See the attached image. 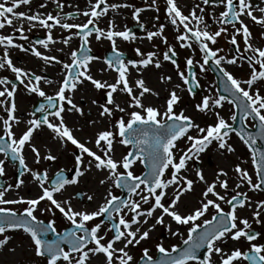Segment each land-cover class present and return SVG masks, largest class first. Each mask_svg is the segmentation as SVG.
<instances>
[{"label": "snow or ice", "instance_id": "6c2138e0", "mask_svg": "<svg viewBox=\"0 0 264 264\" xmlns=\"http://www.w3.org/2000/svg\"><path fill=\"white\" fill-rule=\"evenodd\" d=\"M53 2L57 8L56 15L16 10L21 5H29L31 0L0 2V29L12 27L13 33H18L19 38L25 41L28 37L24 34V21L31 27L39 24L47 30L44 39L36 40L29 47L15 43L14 35L0 34V46L3 47L0 69H10L15 75V80L19 81L26 92L42 97L45 101L34 112L29 113L30 118L22 121L15 115L17 84L7 77L0 78V86H3L0 88V106H3L6 113V118L0 117L3 131V135H0V153L4 156V159H0V177L5 175L6 161L17 162L19 169L14 184L0 185V205H26L22 211L0 206V249L6 247L12 239L7 233L21 232L29 239L31 252L35 257L42 258L45 264H93V260L96 264H133L134 258L128 251L129 247L149 239L150 233L157 225H163L171 235H181L184 246L173 245L169 250L162 243L156 244L155 247L161 254L159 259H154L149 254V249L143 248L140 257L142 264H192V262L213 264L214 254L219 257L218 264H239L240 261L264 264V244L254 242L260 233H253L249 220L237 215L238 208L253 206L247 192L236 191L228 197L229 177L223 168L218 169L212 181L205 178L201 169L195 170L196 180L185 174L188 162L198 159L214 142L217 150L233 153L235 149L228 142L230 133H233L248 149L256 176L254 183L248 170L242 168L239 163L236 164L235 188L240 189L246 185L252 191H264V148L256 146L258 139L264 140V94L256 87L257 84L264 83V47L253 45L252 33L244 19L248 18L264 28V7L257 9L252 0H202L203 5L223 6L219 15L214 17V23L219 27L215 31H210L203 15L205 8L200 4L185 14L177 0H166L165 18L176 29L175 39L180 47L191 49L193 44H196L202 55V63L199 61L195 63L199 64L201 72L206 70L205 65L211 61L226 81L224 92L228 93L227 95L218 93L215 96L205 95L195 105L197 111L206 114L211 112L216 118L214 124L202 127L192 117L185 115L183 109L175 111L181 100L177 92L180 85H175L168 91L165 103L161 107L145 105L143 98L146 94L159 96V93L147 86L143 76L130 82V72L135 70L140 73L149 66L159 69L162 66L160 54L156 51L144 53L140 48H136L134 51L138 58L125 60L124 53L117 48V38L124 41L135 40L137 38L135 34L126 26L119 30L114 19L108 21L106 29L97 26L99 19L106 15L109 9L116 10L132 5L109 4L107 0L94 2L89 0V9L82 13L87 17L86 22L68 23L67 20L74 14L62 13L64 7L62 0ZM156 4L157 0H151L149 7L159 11ZM45 6L44 3L39 5L40 8ZM142 11L143 9L139 7L132 11V17L137 22L140 21ZM256 11H259V16L255 14ZM155 19L158 20L159 17ZM14 21L19 22V26H16ZM57 26L66 31L75 29L60 40L64 45H68L73 37H78L82 41L79 48L70 51V62L61 61L54 55H46L36 47L40 45L44 49H49L50 45L55 44L57 41L52 35V29ZM228 26L232 28L231 34L228 33ZM140 27L143 29L145 26L140 23ZM164 29L165 25L159 24L154 31L146 32V38L149 41L159 38L165 44L166 50L162 53V60L177 67L178 75L183 84L188 85L187 91L192 94L194 87H199L196 73L193 71L194 60L191 56L186 59L187 75L179 70L175 59L178 53L174 46L168 43ZM222 34L234 46L236 54L231 57L219 55L223 49L210 46L215 45ZM93 35L97 41L106 39L111 44L112 55L103 59L106 68L101 71L112 70L117 74L112 83L96 79L90 73L91 62L101 59L89 54V38ZM237 35L242 37L243 53ZM11 48L25 53L30 51L32 55L42 59L45 65L52 62L62 65L63 79L58 82L54 96L47 95L41 87L42 82L51 84L53 81L14 65L10 57ZM244 60H247L251 69L249 77L245 80L236 78L224 67L225 64L234 65ZM159 79L163 83L171 81L170 76L163 74ZM85 82H90L97 91L105 90L103 103L95 99L91 101L98 109V119L88 120L87 124L95 125L99 119H107L109 127L97 131L94 139L90 137L82 141L73 134L74 129L67 125L64 114L67 112L85 116L84 109L73 99L75 91ZM117 92L129 97L126 102L127 109L134 110L127 111L116 100L114 94ZM224 102L236 109L229 119L235 122L239 116V128L234 127L233 123L215 111L222 107ZM90 111L89 109V114ZM117 112L123 115L117 117ZM36 113L42 115L38 117ZM21 123H24L25 128L17 135L13 125L19 126ZM44 127L52 134L53 141H58L62 146L71 143L75 147L76 151L72 153L74 173L70 178L65 176L63 168L58 169L53 178L49 176L47 168L39 170L29 166L25 156L26 147L33 154L35 164L58 160V156L54 155L50 148H46L42 154L32 142L34 133ZM249 128H254L255 132L248 131ZM76 130L80 131L82 128ZM191 131H195L196 135H191ZM181 139L186 140V147L177 148V142ZM114 142L129 147L126 154L119 159L114 157ZM89 143L94 145L95 151L88 147ZM137 162L145 166V172L141 175H136L132 171L133 165ZM93 169L106 173L98 183L101 186L107 185L103 202L94 210L76 208L72 203L75 196L85 195L87 201L91 202L94 198L91 194L78 192L75 196L56 198V195L66 191L68 186L79 184L81 178ZM25 174L31 177V181L39 188V193L34 197L18 195L17 198L6 199V194L10 190L15 189L19 192L25 186V180L22 179ZM197 181L203 183L204 188L199 193L196 204L186 211H181L182 198L194 191ZM113 187L126 191L127 198L115 195ZM169 188L172 189L171 194L166 191ZM217 188L223 191H217ZM45 201L47 203L41 208V203ZM221 202L229 206L227 212L221 206ZM210 208L215 210V214L211 219H204L202 224L198 223ZM38 211L48 213L52 217H55L58 211L71 227L58 232L56 220L50 218L45 222L36 215ZM262 213L264 200L255 202V210L252 212L257 224L261 223ZM165 217L170 219V223L165 224ZM97 218H100L99 222H96ZM172 223L187 226L186 239L179 232V227L172 231ZM109 232L112 235L106 239ZM241 238L249 243L248 250L242 251L235 247L226 252L221 247L229 239L239 241ZM117 243L122 246L116 247ZM200 249L206 250L203 258L197 255ZM8 251L15 252L16 249L9 248Z\"/></svg>", "mask_w": 264, "mask_h": 264}, {"label": "rangeland", "instance_id": "374dc122", "mask_svg": "<svg viewBox=\"0 0 264 264\" xmlns=\"http://www.w3.org/2000/svg\"><path fill=\"white\" fill-rule=\"evenodd\" d=\"M114 1H116V3L123 5V4H127L126 1H128V0H123V1L122 0H114ZM145 1L146 2L143 3V5L141 7L143 9V11L140 13V21L139 22H137L136 20L133 19L132 14L130 12V9L128 7H122L121 8L122 10L120 12H118V11L116 12V10L109 9L108 13L99 19V21L97 22V25L101 28L106 29L108 21L114 19L116 27L119 30H123V28L125 26L128 29H130L133 26H140V23H143L145 27L143 28L142 32L141 33H134V34L136 37L139 36L140 40H144V41L148 40L146 38V32L147 31H154L155 27L157 25L164 24V22L167 20L165 18V16H166V13H165L166 0H157L156 7L159 8V11H156L154 8L149 7V5L151 4V0H145ZM187 1L189 2L188 6L186 7L187 13L193 7H195L197 4H200V0H187ZM107 3L112 4L114 2H112V0H107ZM146 8L149 9V11H151L150 17H148L146 15L147 14ZM133 10H134V8L132 9V11ZM155 17H159V19L156 20ZM173 31H175L174 36H171L169 39H167V41L169 44L173 45L175 50L177 51L178 55L176 57L178 59L179 70L184 71L186 75L188 74L187 69H186V59L189 56H191L193 58L194 68L196 70V73H198L197 74V80H198L200 88H201V91L199 92V94H196V95L190 94L187 91L188 85H184L183 81L181 80L180 76L178 75L177 67L175 65H173L171 62L162 60V53H163V51L166 50V47H165V44L162 43V41L159 38H157L159 43H152L151 42V45H149V46L146 44H144V45L141 44L139 46V48L144 53H147L149 51H156V52H158V54H160L161 63L164 66L165 74H168V76L171 77L170 82H167V83L161 82L162 84L170 85V87L168 88V91L171 90L172 88H174L175 85L181 86L180 89H177L178 94L181 96V100H180L179 104L176 106L175 111L179 112L181 109H183L185 115L192 117V119L202 127L206 126L207 124H214L215 119H216L215 115L211 112H209L207 114L199 112L195 109V105L200 102V100L202 99L203 96H205V95L215 96L218 93V87H217V83L215 81V78L210 73L206 72V70H207L206 65H205L206 70L204 72H201L199 64L195 63L196 61H199L202 63V55L199 52L198 46L196 44H193L191 49L190 48H181L179 45V42H177L175 39L177 31L174 28H173ZM140 40H139V42H140ZM227 41H228V39L226 40V37L224 36L222 38V42L226 45ZM91 42H92V45H94V47L92 46V49L96 52L95 53L96 56L101 58L99 60L92 61V65H93L92 71L96 75L103 76L102 75L103 71H101V70H102V67H106L105 64L103 63V59L106 58L105 55L108 52L103 51L102 48L110 51V47L108 45V44H110V42L105 41L104 39L97 41L95 38H91L90 43ZM119 44H121V49H119V50L122 53L123 52L126 53L130 59H137L138 58L135 54V51H134V49H136V46L134 43L132 44L131 40L124 41L122 39V41H119ZM216 48H221V45L218 44V46ZM72 49H75V47L73 46V48H70V51ZM193 49H195V51H193ZM226 54H227L226 56H228V57H231L233 55L232 50L229 47V45H227ZM224 67L229 72H231L236 78L241 79V80L247 79L249 77L250 72H251L249 64H246L243 61H239L237 64H234V65H228L227 64V65H224ZM148 69H151V68L148 67ZM146 70H147V68H146ZM112 74H113V79H114L113 82H114L117 74L114 71H112ZM130 74H131V76H133L132 80L137 75V74H135L134 70H132L130 72ZM147 86L150 87L151 85L147 84ZM256 87H259L261 94H264V83L257 84ZM168 91H167L165 96L168 95ZM115 95L117 97H121V96L124 97L123 103H124V105H126L125 108L127 109L126 102L128 101L129 97H126L123 93H120V92L115 93ZM143 103L145 105H153L154 106V103L152 102V100L149 97L143 98ZM92 110L94 112L92 119H94V118L98 119V116H97L98 109L96 107L95 108L93 107ZM132 110H134V109H127V111H132ZM215 111L219 112L220 115L223 116L230 123H234L229 119L232 112L235 111V109L233 108L232 105L228 104L227 102H224L223 106L215 109ZM121 115H123V114L119 113V112L116 113L117 117H119ZM125 119H127V117H125ZM103 124H104L103 129L109 127V122L107 119H99V122L96 125V127H94L93 130L91 129L93 131V135L99 130L98 127L100 125H103ZM190 134L196 135V132L191 131ZM233 141L238 142L242 146H245L239 140V138L236 137L235 134L230 133V139L228 142L232 145ZM114 145L116 146L115 149H117L120 152L117 155L118 159L122 155L126 154V152L129 150V147H125L123 145H120L118 142H114ZM62 147L63 148H60L59 154L57 155L58 156L57 161H55V162L42 161L40 164L34 163L33 154L31 153V151H29L28 155H29L30 160H31V163L29 164V166L34 168V169H39V170H43V169L47 168L49 171H53V170L55 171V170H58L60 168L73 170L74 169V158H73V156L69 155V153H67L68 150H66L65 146H62ZM67 147H70V146L67 145ZM88 147L92 148L94 151L96 150L94 148V145L91 143L88 144ZM184 147H186V140L185 139H181L179 142H177V148H184ZM234 149H235V147H234ZM244 150L246 151V156L242 155L241 153L236 152V149L233 153H227L226 151L222 152V151L217 150V146L214 142L212 145L209 146L208 149L205 150V152L200 154V157L198 159H193V160H190L188 162L187 171L185 174L189 178L196 180L197 178L195 176V170L201 169L203 171V174L205 175V178L208 181H212L214 179L215 174L218 171V169L223 168L228 173V177H229V179H228V184H229L228 197L235 194L236 191H241V192H247V195L251 198V201L253 202V206H252V208H248V209L246 207L247 210H246L245 218H247L249 220V222L251 224V229H255V230L259 229L260 231L263 232V235L261 236V238H259L258 243L261 242L262 244H264V213L261 214V217H260L261 223H259V224H257L252 217V212L255 210V202L260 201V200H264V193H262L260 191H252V190L248 189L246 185L242 186L240 189L235 188V184L237 181H236V174L234 172V167L238 163L241 165L242 168H245L248 170L249 174L252 175L253 182L254 183L256 182L255 171H254V168L251 164V157H250L249 151L246 148V146H245ZM43 153H44V151H42V154ZM63 155H64V157H62L63 159H61V156H63ZM224 155H227L230 158L227 159V158H225L226 156L224 157ZM65 157H67L68 159H65ZM50 164L52 165V167ZM196 164H198L197 167H196ZM133 168L136 169V172H137L136 175H141L142 173L145 172L144 165L140 164L138 162L133 165ZM13 170H14V168H12V167H10V169L9 168L7 169L5 167V175H7V177H8L5 186L9 183H12V184L15 183V180L13 179V177H11V178L9 177L13 173ZM102 173L103 172L100 173V172H97L96 170L93 169V171L88 173L84 177V179L81 180V182H83L85 180V178L88 176L91 179L92 183H96L102 177V175H105V173H103V174ZM168 174L169 173L166 171V175H168ZM223 178L224 177H221V179H223ZM22 179L25 180V186L22 189H20L19 192H17V190H15V189L10 190L6 194V197H5L6 199H14V198H17L18 195H23V196L28 197L29 192L32 189H36L35 195H37L39 193V191H40L39 188L31 181V177L28 174H25V176ZM200 183L201 182L197 181V183L194 185V191L191 193V195L187 194L182 198V201L180 203L181 211H186L187 208L192 207L193 205L196 204V201L199 197V193L204 188V184L202 183L203 185H200ZM218 190L220 192L223 191L221 189H218ZM82 192L86 193V194H91V193H88L87 191L86 192L82 191ZM113 193L115 195H118V196L122 195L120 189H117L114 187H113ZM169 194H171V193L169 192ZM190 196H192V197H190ZM84 200H86V195H85ZM93 200H94V198H93ZM99 200L102 201L103 199L100 198V199H98V201ZM44 203H47V202L46 201L42 202L40 205L41 208H43L45 206ZM0 206L10 207L16 211H22L26 205L16 204V205H0ZM221 206L224 208V210H226V211L229 210L227 204H224L223 202H221ZM144 207H148V205H144ZM209 213H210L209 216L211 217L213 214H215V210L210 208ZM38 214L40 217L45 215L39 211H38ZM130 215L131 214H129V216ZM57 223H62V224L66 225L69 222L67 220H65L63 217H61V219H59L57 221ZM149 223H151V221H149ZM168 223H170V219L168 217H165V224H168ZM177 227H179V232L183 235V238L186 239L187 238V226H177L174 223H172V231H175L177 229ZM103 231H104V229L102 228L101 233H103ZM7 234L12 237L13 243L11 241V242H9V244L6 247H4L3 249H0L2 252V253L0 252V257H1L0 258V264H2L1 262L7 261V258H9L10 262H15V264L18 262H21V264H45V261L42 258L35 257L32 252H31L32 256L30 257L31 259H29V258H27V256L24 253L22 254L18 251L19 244L26 246L25 244L28 243V245H29V243H30V241L28 239L27 240L24 239L25 235L20 234V233H16V232H9ZM111 235H112V233L109 232L106 239L110 238ZM228 241H227V243H230L233 240L229 239ZM238 242L239 243H244V242L246 243L247 241L244 238H241ZM158 243H162L163 246L169 250L171 249V247L173 245H177L180 247L184 246L182 244L181 235L173 236V235H171V233L169 232V230L165 226L157 225V227L150 233L149 239L142 241L139 245L129 247L128 251L130 252V254L134 258L133 264H138V262H141L140 257L142 255V249L143 248H148L149 254L152 255L154 259H157L159 252L157 251L155 246ZM120 246H122V245L120 244ZM13 247L16 249V251L15 252H9L8 249L13 248ZM26 247L28 250L29 246H26Z\"/></svg>", "mask_w": 264, "mask_h": 264}, {"label": "flooded vegetation", "instance_id": "af4514ba", "mask_svg": "<svg viewBox=\"0 0 264 264\" xmlns=\"http://www.w3.org/2000/svg\"><path fill=\"white\" fill-rule=\"evenodd\" d=\"M0 2H3V0H0ZM41 3H44L46 6L44 8H40L39 5ZM62 3L64 5V7L62 9L63 14H67L70 12L74 14L71 18H69L67 20L68 23H84V22H86L87 17H85L82 13H83V11L89 9V7H90L89 0H62ZM252 3L257 9L260 7H264V0H252ZM200 5L205 8L203 15H204L205 21L208 24L209 30L215 31L216 28L219 27V25L214 23V17H217L219 15V12L223 10V6H213L211 4L210 5H203L202 0H200ZM16 10L29 12V13H36V12H40V13H44V14L52 13L53 15H56V12H57L56 4L53 2V0H31V3L29 5H21ZM77 13H79V14H77ZM255 14L258 16L260 15L259 11H256ZM244 19H245V23L248 25V27L252 33L253 45L258 46V47H264V35H262V33H264V28L255 24L254 22H252L248 18H244ZM14 24L16 26H19V22H17V21H14ZM238 26L239 25H237V27ZM90 27H92V26H90ZM23 28H24V34L28 37L27 41L20 39L18 33H13L12 27H5L4 29H0V34L14 35L15 43L24 44L25 47H29L31 44H34V42L36 40L44 39L46 36V33H47V30L44 29L43 27L39 26V24H37L35 27H31V25L27 21H24ZM72 31H75V29L66 31V30L61 29L58 26L54 27L52 29V35H53L54 39H56L57 42L55 44L50 45L49 49H44L40 45H36V47L38 48L39 51H41L42 53H44L46 55H54V56L58 57L59 60H61V61L70 62V58L68 56L70 53L69 52L70 48H73V46L75 47V49L79 48L82 41L78 37H73L70 40L68 45H64L63 43L60 42V40L64 37H67L70 34V32H72ZM228 33L229 34L232 33L231 26H228ZM224 36L225 35L222 34L221 37L218 38L217 43L215 45H210V46L213 48H216L218 46V44L221 45V49H223V52L219 53V55H227L226 49H227V45H229V47L232 50V53L236 54L234 51V46L229 44L228 41H227L226 45L222 42V38ZM91 38H95L94 35L91 36L89 39L91 40ZM104 40L108 41L106 39H104ZM226 40H227V38H226ZM237 41L239 43L241 53H243L244 44H243L242 37L240 35H237ZM92 46L94 47V45H92V42L89 43V45H88V47L90 48L89 54L96 56V54H95L96 52L92 49ZM60 49H62V51H58ZM9 51H10V57H11L14 65L21 67V68H24L26 70H31L38 75L46 76L49 80L53 81V83H51V84H45L42 82L41 87L43 88V90L45 91V93L47 95L54 96L55 91L58 88V82L63 79L64 72L62 70V65L59 63H56V62H52L50 65H45V63L42 59L35 57L34 55L31 54L30 51L25 53L23 51H20L19 49H15V48H11ZM106 51H108V50H106ZM2 53H3V47L0 46V56H2ZM250 54L251 53H248V55H250ZM126 57H128V56H126ZM128 59H130V58L128 57ZM175 59L177 60V63H178L177 57ZM243 62L248 64L247 60H244ZM225 65H227V64H225ZM206 69H207L206 72L210 73L213 77H215L213 72L210 71V69L207 67V65H206ZM257 70H259L258 66H257ZM90 73L92 74V76L94 78L105 81L103 76L94 74L92 69H91ZM2 77H7L9 80H11L12 82L17 84V92L15 94L17 111H16L15 115L20 117L22 121H26L28 118H30L29 113L34 112L35 109L38 108L41 103H44L45 102L44 99L42 97L35 95V94L26 92V90L23 88V86L20 85L19 81L15 80V75H14V73L11 72L10 69H7V68L0 69V78H2ZM2 87L3 86H0V88H2ZM73 99H74V102H76L78 105H80L84 109L85 116L81 117L76 113H67L66 112L64 114V116H65V121H66L67 125L70 128L74 129L73 134L78 139H80L82 141H86L90 137L94 139V135H93L92 130L94 127H96V125L98 123L95 125H88L87 124L88 120H92L93 113H94L92 108L93 107L95 108V106L92 105L91 101H92V99H95L98 102L103 103L105 100V90L102 89V90L97 91L93 88V86L91 85L90 82H85L83 85H81L78 88V90L75 91V93L73 94ZM66 107H67V105H66ZM89 109L91 110L90 114H89ZM36 115L39 117L42 114L36 113ZM0 117L6 118V113L4 112L3 106H0ZM100 126H102V125H100ZM100 126L98 127V129L100 128ZM24 128H25L24 123H21L19 126L13 125V130L17 135H19L24 130ZM81 128H82V130H80V131L76 130V129H81ZM101 130H103V129H101ZM0 135H3L2 121H0ZM51 135L52 134L50 133V131L46 127H44L41 131L34 133V137H33L32 142L40 149L41 153H42V151L45 152L46 148H50L54 155H58L60 148H63V147H62V145L59 144L58 141H53L51 139ZM5 139H7V138L5 137ZM67 145L70 146L73 150L70 147H67ZM67 145L65 146L66 150H68L67 153H69V155L73 156L72 153L76 151L75 147L73 145H71V143H68ZM29 151L30 150L26 147L25 148V156H26L28 164L31 163L30 157L28 155ZM62 157H64V155L61 156V159H63ZM0 159H4V156L2 153H0ZM65 159H68V158L65 157ZM5 167L7 169L8 168L10 169V167L14 168L13 173L9 177L10 178L13 177V179L16 181V179L19 175L18 163L6 161ZM51 167H52V165H51ZM64 170H65L64 174L66 176H68L69 178L74 173V169L73 170L72 169H64ZM56 171L57 170L49 171V176L54 178V174L56 173ZM0 178H2L5 183L7 182V179H8L7 175H4ZM35 191H36V189H32L29 192L28 197L36 196ZM66 191H67V193H65V194H70L71 196H75L76 193L82 192L83 190H75L74 192L70 191V190H66ZM65 194H63V193L59 194L58 199L66 198ZM84 199H85V196H83V197L75 196V198L72 201L74 207L77 208L78 206L79 207L81 206V208L84 207V208L88 209V204H91L93 202V200L91 202H89V201H87V199L86 200H84ZM44 204H46V203H44ZM228 209H229V206H228ZM91 210H93V209H91ZM43 214H45V215L40 217L38 212L36 213L38 218L44 220L45 222H47V220L50 218H54L56 220V228H57L58 232H63L65 229L71 227L70 223H68L66 225L62 224V223H57V221L59 219H61V217H62L58 211L55 213V217H52L48 213H43ZM209 215H210L209 212L206 213L205 216L203 218H201V220L198 221V223L202 224L204 218L205 219H211L212 216L210 217ZM99 219L100 218H97L96 222H98ZM252 231H253V233H257V232L260 233L257 240L254 241L255 243H258L259 238H261V236L263 235V232L260 231L259 229L258 230L252 229ZM16 233L22 234L21 232H16ZM49 236L51 237L52 234H49ZM24 239L27 240L28 238L25 236ZM231 242L226 243L224 245H221V247H223L226 252L232 250L235 247H239L242 251L248 250V247H249L248 242H246V243L245 242L239 243L238 241H231ZM258 244H262V243L259 242ZM200 254H201L200 257L203 258L205 251L201 252ZM218 260H219L218 255L214 254L212 256L213 264H218ZM192 264H196V262H192ZM239 264H249V262L240 261Z\"/></svg>", "mask_w": 264, "mask_h": 264}, {"label": "bare ground", "instance_id": "6f19581e", "mask_svg": "<svg viewBox=\"0 0 264 264\" xmlns=\"http://www.w3.org/2000/svg\"><path fill=\"white\" fill-rule=\"evenodd\" d=\"M123 1V0H122ZM112 2H114V3H116V1H114V0H112ZM127 2V4L128 5H132V7H128L129 9H130V12H131V14H132V9L133 8H136V7H139V8H141L142 7V5H143V3H145L146 1L145 0H128V1H126ZM177 2H178V4H179V6H181V8H182V10H183V12L185 13V14H187V9H186V7L188 6V4H189V2L187 1V0H177ZM113 4V3H112ZM116 4H119V3H116ZM122 7H120V8H118V9H116V12L118 11V12H120L122 9H121ZM146 11H147V16L148 17H150L151 16V14H150V12L151 11H149V9H147L146 8ZM164 25H165V29H164V35L167 37V39H169L171 36H174V34H175V31H173V26L166 20L165 22H164ZM139 36L135 39V40H131L132 41V44L134 43L135 44V46H136V48H139V46L141 45V44H146V45H151V42L152 43H159L158 42V39L157 38H153V40H151V41H149V40H140V42H139ZM119 41H122V39H120V38H117V41H116V43H117V48L118 49H121V44H119ZM109 45V47H110V49H111V45L110 44H108ZM106 47V46H105ZM102 49H104V48H102ZM93 65H92V63L90 64V71H91V69L93 68L92 67ZM106 67H102V69H105ZM149 68H151V69H148L147 68V70L146 69H144L142 72H140V73H138L137 71H135V74H137L136 76H135V78L132 80V78H133V76H131V74H130V76H129V80H130V82L131 81H134L135 79H137V78H139L140 76H143V78L145 79V82L148 84V85H151L150 86V88H152V89H154L156 92H158L159 93V96H153V95H149V94H146L145 95V97L144 98H146V97H149L151 100H152V102L154 103V106H156V107H161L164 103H165V98L167 97V96H165L166 95V93H167V91H168V88L170 87V85H166V84H162L161 83V81H160V79H159V77L163 74V75H167L168 76V74H165V71H164V66L162 65L159 69H157V68H155L154 66H149ZM105 78H104V80L105 81H108L109 83H111V82H113V74H112V70H105V71H103V74H102ZM90 90V89H89ZM91 91V90H90ZM115 95V94H114ZM126 97H127V95L126 94H124ZM115 97H116V100L119 102V103H121V105L122 106H126V105H124V103H123V98L124 97H117L116 95H115ZM129 100V99H128ZM103 126H104V124L102 125V126H100V130L101 129H103ZM232 146H234L235 147V149H236V152H238V153H241L242 155H245L246 156V151L244 150V148H245V146H242V145H240L238 142H235V141H233V144H232ZM115 145H114V157L116 158V159H118L117 158V155H118V153H120L117 149H115ZM95 148V147H94ZM226 156V157H225ZM224 157L225 158H230V157H228L227 155H224ZM248 158V157H247ZM123 169H121V171H122ZM132 171L134 172V174H137V172H136V169H134V168H132ZM101 173V172H100ZM103 173H105V172H103ZM102 173V174H103ZM105 175H106V173H105ZM105 175H102V177L100 178V179H102ZM84 179V177L83 178H81V180H83ZM99 181V180H98ZM200 185H203L202 183H200ZM107 187V185H104V186H101V185H99V183L98 182H96V183H92L91 182V179L87 176L86 178H85V180L83 181V182H81L80 181V183L79 184H77V185H74V186H68L67 187V190H70V191H75V190H83V191H87L88 193H91V195L93 194V197H94V200H93V202L91 203V204H88V210L89 211H91V209H95L100 203H102L103 202V200L102 201H98V199H100V198H102L103 199V196H104V193H105V188ZM38 189V188H37ZM219 188H217V191H219L218 190ZM168 193L170 192L171 193V191H172V189L171 188H169V189H167L166 190ZM65 193H67V191H64L63 192V194H65ZM191 193L192 192H190V193H188V195H191ZM59 194H57L56 195V198L58 199L59 198V196H58ZM68 196H71L70 194H65V197L67 198ZM190 197H192V196H190ZM210 198H212V197H210ZM98 201V202H97ZM77 208H81V206L79 207H77ZM248 209V208H247ZM246 207L245 208H238V210H237V215L238 216H240V217H242V218H244L245 216H246ZM205 219V218H204ZM203 219V220H204ZM151 223H152V221H151ZM11 241H12V243H13V240L11 239ZM10 241V242H11ZM26 246H29L28 245V243L27 244H25ZM26 246H23V245H21V244H19V247H18V251L20 252V253H24L26 256H27V258H29V259H31L30 257L32 256L31 255V251H30V249H29V247H28V250H27V247ZM116 247H121L120 246V243H117L116 244ZM0 252H1V250H0ZM2 253V252H1ZM23 257V256H22ZM1 258V257H0ZM2 264L4 263V264H15V262H10V260H9V258H7V261H4V262H1ZM16 264H21V262H18V263H16ZM93 264H96V262H95V260H93Z\"/></svg>", "mask_w": 264, "mask_h": 264}, {"label": "water", "instance_id": "95a60500", "mask_svg": "<svg viewBox=\"0 0 264 264\" xmlns=\"http://www.w3.org/2000/svg\"><path fill=\"white\" fill-rule=\"evenodd\" d=\"M135 30H136V27H134V28L132 29V31H135ZM209 66H210L211 71H212V72L215 74V76H216V81H217V83H218V88H219V93H220V95H227L228 93H225V92H224V87H225V82H226V81H225V78L222 77V75L219 73V70H218V68L216 67V65L213 64L211 61L209 62ZM193 71L195 72L194 69H193ZM199 91H200V87H194V89H193V93H194V94H198ZM234 127H237V128L240 127L239 116H237V120L234 122ZM247 130H248V131H253V132H255V129H254V130L247 129ZM256 146L259 147V148H264V140H260V139H258V140H257V145H256ZM144 167H145V166H144ZM0 185H4V182L1 181V180H0ZM121 191H122V193H124L123 196H122V198H127V192L124 191V190H122V189H121ZM203 251H205V249H200L199 252L197 253V255L200 256V255H201L200 253L203 252ZM158 256H159V258H160L161 254L159 253ZM159 258H158V259H159ZM140 264H142V262H141Z\"/></svg>", "mask_w": 264, "mask_h": 264}]
</instances>
